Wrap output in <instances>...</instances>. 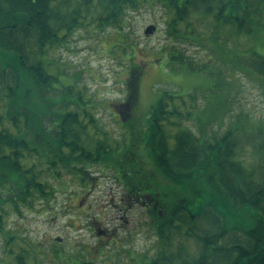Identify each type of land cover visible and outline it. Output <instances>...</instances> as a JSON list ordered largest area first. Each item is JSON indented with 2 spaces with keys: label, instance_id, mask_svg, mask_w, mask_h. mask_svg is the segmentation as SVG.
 Returning <instances> with one entry per match:
<instances>
[{
  "label": "trees",
  "instance_id": "obj_1",
  "mask_svg": "<svg viewBox=\"0 0 264 264\" xmlns=\"http://www.w3.org/2000/svg\"><path fill=\"white\" fill-rule=\"evenodd\" d=\"M157 4L167 15L169 43L159 52L168 66L207 68L209 58L193 59L183 42L202 47L211 41L220 52L233 43L248 51L233 53L238 70L264 78V55L233 40L264 28V0H0V264H43L49 254L57 259L62 253L68 264H123L124 255L132 264H264V118L237 119L224 133L211 132L200 117L193 122L200 113L193 103L197 95L166 93L143 118L136 115H147L138 123V141H144L151 163L138 145L120 149L137 110L143 66L122 62L128 95L113 113L121 116V137L99 118L96 99L77 85L80 72L68 84H54L56 48L79 30L114 32L121 38L115 48L130 44L125 56L136 62L131 14ZM246 148L255 160L241 157ZM108 170L122 185L117 202L123 218L134 209L144 212L142 228L156 239L152 253L125 250L108 229L99 232L103 245L121 247L107 252L99 245L95 257L67 253L61 238L45 245L7 229L10 218L51 205L71 183L92 187L97 174Z\"/></svg>",
  "mask_w": 264,
  "mask_h": 264
},
{
  "label": "rangeland",
  "instance_id": "obj_2",
  "mask_svg": "<svg viewBox=\"0 0 264 264\" xmlns=\"http://www.w3.org/2000/svg\"><path fill=\"white\" fill-rule=\"evenodd\" d=\"M131 15V43L135 49L136 62L130 61L131 55L125 56L132 51L130 44L126 43V52H124L126 45L121 43L118 48H115L121 40L120 36L115 35L114 32H96L89 28L77 31L64 44L58 45L56 55L52 57L54 67H51V73L58 78V81L54 83L58 87L71 82L76 76L75 73L80 72L81 76L77 85L86 89L88 95L96 99L98 105L96 113L99 118L115 126L117 136L121 137L124 129L121 116L118 113L114 116L113 113L118 110V104L124 102L128 95L125 82L126 65L122 62L124 60L128 68L132 63L143 66L144 71L140 79L136 102L137 110L126 125L128 133L120 148L121 152L138 145L143 157L153 163L144 141H138V123L143 119L137 120L136 115L143 118L151 105L166 93L182 95L187 99L191 98L190 95L193 93L197 95L198 102L193 103L197 109L200 108V113L197 121L193 122L199 123L200 117L204 125H199L205 126L204 129L211 132L222 134L225 132L224 127L231 128V124H234L237 119L246 120L248 117L247 120L250 122L264 118V78L251 73L248 69L238 70L239 67L234 62L233 53L238 56L243 54L247 56L248 51L235 48L233 43L223 44L220 52L218 46L211 41H205L204 44L207 46L202 47H193L183 42L180 46L193 59L199 61L203 56L209 58L207 68L199 71L184 65L174 70L167 65L166 57L159 52L165 44L169 43L164 29L167 15L163 6L144 5L138 11H133ZM151 25H157L158 31L146 36L145 29ZM233 40L241 46L244 45L245 49L254 47L264 55V28H261L253 37L246 36V38H233ZM221 57L225 59L221 61ZM240 66L247 67L244 62ZM146 117L147 115L143 122ZM247 130H252L250 123H247ZM110 139L113 140V138ZM241 157L248 161L255 160L250 148L243 150ZM97 177L96 184L92 187L84 188L80 184L71 183L70 190L58 194L51 205H40L34 211L26 213L24 218H10L7 229H17V233L21 232L22 236L29 241L32 239L45 245H50V242L53 245L54 239L61 238V246L67 253L85 252L88 257H95L100 253L101 249L97 247L103 245V240L99 232L108 229L118 234L116 236L122 239L120 243H123L121 245L125 250L135 253L150 251L152 253L156 239L152 233L142 228L144 212L139 208L134 209L129 213L128 218H123L121 204L117 202L121 198L123 189L116 180L114 172L111 170L105 174L99 172ZM168 199L173 200V198ZM68 204L75 207L69 206L66 209L65 206ZM138 207L142 206L138 205ZM80 215L82 218H79ZM127 230H129L128 233ZM106 245L108 244L103 245L101 251L110 252L115 250L116 245L119 246L115 242L111 246L106 247ZM4 248V235L0 233V261L4 255ZM72 259L77 262L76 258L72 257ZM120 259L123 264H132L126 255L121 256ZM48 260L43 264L56 260H60L62 264H68L69 257L68 254L62 253L60 258L56 259L49 254ZM30 264L34 263L31 261Z\"/></svg>",
  "mask_w": 264,
  "mask_h": 264
},
{
  "label": "water",
  "instance_id": "obj_3",
  "mask_svg": "<svg viewBox=\"0 0 264 264\" xmlns=\"http://www.w3.org/2000/svg\"><path fill=\"white\" fill-rule=\"evenodd\" d=\"M156 30H157V27L155 25H151L147 27V29L145 30V33L146 35H150V34H153Z\"/></svg>",
  "mask_w": 264,
  "mask_h": 264
}]
</instances>
